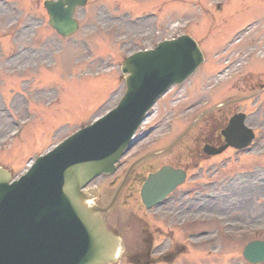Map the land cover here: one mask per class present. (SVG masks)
I'll use <instances>...</instances> for the list:
<instances>
[{"label":"rangeland","instance_id":"rangeland-1","mask_svg":"<svg viewBox=\"0 0 264 264\" xmlns=\"http://www.w3.org/2000/svg\"><path fill=\"white\" fill-rule=\"evenodd\" d=\"M14 1L19 4L18 12L1 6L3 3L0 1V37L1 40L3 38L0 46V165L16 177L23 173L39 154L116 104L124 92L120 64L128 54L153 47L160 40L171 38L177 33L190 32L209 56L208 61L183 88H173L157 103L146 127L150 123L153 126L159 124V131L154 129L149 132L138 145L147 144L158 133L161 135L168 132L166 127L169 123L170 130L174 128L169 142L185 132L183 130L187 124L183 123V119L192 111L188 110L191 106L194 108L192 114L203 110L207 119L214 111L211 106L227 101L230 104L226 108L227 112L238 109L251 114L259 107L258 113L255 111L251 114V122L258 136L252 152L228 160L231 154V149H228L191 169L196 173L193 176L196 180L193 183L195 194L200 189L202 192L210 189L212 195H217L212 201L199 200L196 203L197 209L191 213L221 217L230 225H226V229L234 235L232 238L227 236L218 239L217 243L223 244V247H220L219 257L215 260L224 264L235 260L242 262L243 245L252 238L264 239V0H222V10L215 7L220 0H90L85 7L77 9L76 18L80 27L67 38L57 35L49 27L43 0ZM32 17L36 19L30 21ZM15 18L21 24H30L29 28L26 31L7 30L8 24L14 23ZM251 22H257V25L253 28ZM246 23H251L249 30H252L240 45L236 43L229 46L231 41L227 42ZM33 27L36 33L35 30L32 32ZM237 35L239 33L234 37ZM251 45L253 48L250 49ZM23 46L31 48L22 50ZM18 50L23 52L20 57H7L9 53ZM218 51L221 53L213 56L212 52ZM249 51L263 53L256 60L252 59L259 70L263 71L252 72L250 67L247 69L250 72H244L239 79L234 78L225 86L220 83L210 93L208 86L211 83L215 85L217 79L208 74L226 64L227 59L233 64L243 60L242 53ZM27 63H33L30 65L33 68L23 73L19 68ZM97 71L103 72L104 76L93 75ZM80 75L83 77L80 78ZM31 78L34 84L28 88L30 81L26 80ZM255 94L258 95L256 102ZM247 98H252V101ZM2 99L8 106L1 102ZM28 99L31 103L35 100V107L31 104L34 108L33 120L21 136L13 139L10 136L11 131L17 128L16 124L21 120L28 122L24 120L28 118ZM47 100H54L55 104L44 109ZM205 100H211L210 107H204ZM10 114L12 117H9ZM217 116L219 114L216 113ZM193 127L186 129L179 141V145L191 146L188 151L200 144L198 135L206 132L203 126ZM179 145L170 150L174 149L173 152H178L181 157L185 151ZM163 158V161H167L170 155ZM226 160L228 163L225 166L217 164ZM139 168L141 163L136 165L134 171ZM236 171V175L239 174L236 177L238 182L235 179L224 182L229 173ZM244 174L253 177L251 180H243ZM208 180L213 181L214 185L204 189V182ZM110 184L103 190L100 205L108 204L114 195V187ZM127 187L106 217L108 223L118 226L124 232L127 246L135 248L140 245V239L132 228L136 220L129 222L128 218L130 214L133 218L137 214L141 215L137 209L138 185L131 184L130 192ZM209 226L207 229L210 231L218 228L212 224ZM199 227L204 228L201 225ZM155 237L159 235L155 234ZM204 248L205 245L200 247L201 250ZM189 259L188 255L182 262L180 258L177 261L184 264ZM201 260V257H197L191 263ZM121 264H126V261ZM244 264L247 263L244 261Z\"/></svg>","mask_w":264,"mask_h":264},{"label":"water","instance_id":"water-1","mask_svg":"<svg viewBox=\"0 0 264 264\" xmlns=\"http://www.w3.org/2000/svg\"><path fill=\"white\" fill-rule=\"evenodd\" d=\"M85 1L46 2L53 27L61 34L73 32L74 7ZM200 61L196 43L185 36L129 57L122 65L127 90L114 111L39 158L19 181L8 184L10 174L0 169V264H101L115 259L117 239L80 189L94 176L112 171L144 111ZM244 255L264 260V242L249 243Z\"/></svg>","mask_w":264,"mask_h":264},{"label":"flooded vegetation","instance_id":"flooded-vegetation-1","mask_svg":"<svg viewBox=\"0 0 264 264\" xmlns=\"http://www.w3.org/2000/svg\"><path fill=\"white\" fill-rule=\"evenodd\" d=\"M174 203H175V201H173V202H172V204H174ZM162 207H163L164 209H163L161 212H164L165 210L172 211L171 209H168V208L166 209L165 205H164V206H162ZM177 210H179V209H177Z\"/></svg>","mask_w":264,"mask_h":264}]
</instances>
